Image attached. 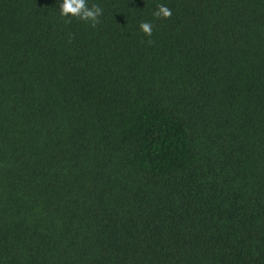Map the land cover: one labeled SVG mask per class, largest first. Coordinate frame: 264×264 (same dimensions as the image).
I'll return each instance as SVG.
<instances>
[{"label":"trees","instance_id":"trees-1","mask_svg":"<svg viewBox=\"0 0 264 264\" xmlns=\"http://www.w3.org/2000/svg\"><path fill=\"white\" fill-rule=\"evenodd\" d=\"M93 4L0 0V264H264V0Z\"/></svg>","mask_w":264,"mask_h":264},{"label":"clouds","instance_id":"clouds-1","mask_svg":"<svg viewBox=\"0 0 264 264\" xmlns=\"http://www.w3.org/2000/svg\"><path fill=\"white\" fill-rule=\"evenodd\" d=\"M59 4V13L65 17H78L80 20L87 21L91 26L95 27L98 18L102 14V9L93 4L88 6V0H57ZM172 15V10L165 4H158L156 9L152 11L153 17L168 18ZM139 30L145 36H151L153 25L151 22L142 20L138 25ZM150 43V41H149Z\"/></svg>","mask_w":264,"mask_h":264}]
</instances>
